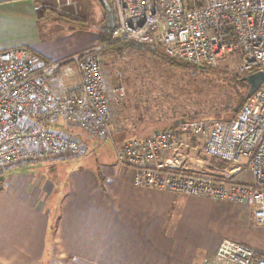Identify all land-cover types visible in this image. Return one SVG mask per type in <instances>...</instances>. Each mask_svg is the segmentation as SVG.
Listing matches in <instances>:
<instances>
[{"label":"built area","instance_id":"built-area-1","mask_svg":"<svg viewBox=\"0 0 264 264\" xmlns=\"http://www.w3.org/2000/svg\"><path fill=\"white\" fill-rule=\"evenodd\" d=\"M111 1L112 44L158 49L197 69H216L230 59L240 76L264 72V0ZM105 47L60 62L40 59L26 47L0 51V175L76 157L85 137L111 141L117 163L133 172L136 187L240 203L264 226V84L229 121H184L146 139L117 142L112 106L127 94L121 85H106L100 59ZM53 79L59 93L52 91ZM186 138L203 141L211 158L243 162L252 180L225 183L169 158ZM209 264H264V255L225 239Z\"/></svg>","mask_w":264,"mask_h":264},{"label":"crops","instance_id":"crops-1","mask_svg":"<svg viewBox=\"0 0 264 264\" xmlns=\"http://www.w3.org/2000/svg\"><path fill=\"white\" fill-rule=\"evenodd\" d=\"M40 8L38 0H0V51L26 47L60 62L95 48L75 37L74 27L42 24ZM51 86L59 93L56 79ZM117 121L115 132L123 126ZM187 139L168 157L207 174L197 161L186 162ZM95 160L61 178L52 174L57 160L0 175V264H209L225 239L264 255V226L251 207L136 187L133 172L116 159Z\"/></svg>","mask_w":264,"mask_h":264},{"label":"rangeland","instance_id":"rangeland-1","mask_svg":"<svg viewBox=\"0 0 264 264\" xmlns=\"http://www.w3.org/2000/svg\"><path fill=\"white\" fill-rule=\"evenodd\" d=\"M38 4L42 24L59 22L67 28L74 27L75 37L80 36L88 47L100 48L110 35L107 8H112L111 0H38ZM100 59L106 85L111 88L121 85L127 94L121 105L112 106V127L115 128L117 117V122L123 123L120 127L117 124L120 129L115 132L117 142L146 139L182 119L207 123L229 121L249 92V85L245 88L238 82L236 77L240 75L230 59L222 61L216 69L201 70L172 60L158 49L134 43L108 48ZM84 139L88 149L74 158L76 161H70L72 156L65 161L58 159L59 165L52 174L61 178L78 164L85 166L86 159H92L95 165L96 158L116 159L111 141ZM187 141L189 149L183 151L188 158L186 162L197 161L203 172L225 183L227 178L231 183L252 180L243 162L237 165L221 162L207 155L203 141L194 138Z\"/></svg>","mask_w":264,"mask_h":264},{"label":"water","instance_id":"water-1","mask_svg":"<svg viewBox=\"0 0 264 264\" xmlns=\"http://www.w3.org/2000/svg\"><path fill=\"white\" fill-rule=\"evenodd\" d=\"M108 15V26L113 27L114 25V14L112 8H107ZM245 82L249 85V92L246 96V100H249L251 96L264 84V72H259L253 75H250L244 79ZM184 121H176L174 128H177L180 124H183Z\"/></svg>","mask_w":264,"mask_h":264},{"label":"trees","instance_id":"trees-1","mask_svg":"<svg viewBox=\"0 0 264 264\" xmlns=\"http://www.w3.org/2000/svg\"><path fill=\"white\" fill-rule=\"evenodd\" d=\"M129 44V43H131V42H120V43H115V44H112L111 43V32H110V35H109V37L107 38V39H105L103 42H102V44H101V46H105L106 45V47L102 50V52L101 53H103L104 51H106L108 48L110 49V48H112V47H114V46H118V45H122V44ZM169 58V57H168ZM170 59H172V58H170ZM172 60H175V61H179V60H176V59H172ZM180 62H182V61H180ZM182 63H184V62H182ZM184 64H186V63H184ZM186 65H188V64H186ZM189 66V65H188ZM191 68H193L192 66H190ZM195 69H197V68H195ZM201 70H210L209 68H206V69H201ZM237 78V80H238V82L239 83H243L242 85H243V87H245V88H248V84H246V83H244V77L243 76H237L236 77ZM246 78V77H245ZM242 106H241V108L239 109V111L237 112V114L240 112V110L242 109V107L245 105V103H246V98L242 101ZM236 114V115H237ZM235 115V116H236ZM234 116V117H235ZM233 117V118H234ZM232 118V119H233ZM183 121H187V120H185V119H182ZM217 121H223V120H217ZM175 122L176 121H174L173 123H172V125L171 126H169L167 129H172V128H174V124H175ZM80 136H83V134H80ZM222 162V161H221ZM224 162V161H223ZM227 163V162H226Z\"/></svg>","mask_w":264,"mask_h":264}]
</instances>
